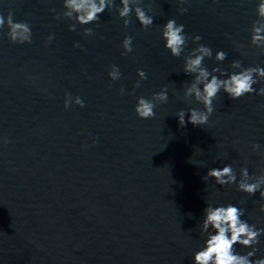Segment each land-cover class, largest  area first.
Here are the masks:
<instances>
[{"label":"water","instance_id":"obj_1","mask_svg":"<svg viewBox=\"0 0 264 264\" xmlns=\"http://www.w3.org/2000/svg\"><path fill=\"white\" fill-rule=\"evenodd\" d=\"M257 3L143 0L154 18L145 30L134 14L125 28L115 0L99 22L69 31L76 17L66 15L72 9H63V0H0V15L12 13L32 30L31 43L12 44L7 26L0 29V264H194L208 235L202 229L207 204L244 208L242 219L264 228L259 193L247 196L235 184L202 179L226 164L237 179L241 167L250 175L264 168V109L258 107L264 96L234 101L221 91L209 125L181 128L176 113L184 109L187 121V110L202 105L181 99L192 76L183 72V56L172 57L161 39L162 25L174 18L212 49L203 62L209 71L231 72L234 60L264 67V53L249 44ZM181 6L188 9L183 14ZM84 27L94 35L84 36ZM48 35L54 39L45 46ZM125 35L134 51L122 56ZM195 46L189 40L185 51ZM218 50L227 53L222 63L214 60ZM112 64L122 74L114 82ZM137 69L148 78L134 90ZM164 86L168 102L154 118L139 119L137 97L150 98ZM66 92L85 107L65 110ZM259 241L253 262L264 258V234Z\"/></svg>","mask_w":264,"mask_h":264},{"label":"clouds","instance_id":"obj_2","mask_svg":"<svg viewBox=\"0 0 264 264\" xmlns=\"http://www.w3.org/2000/svg\"><path fill=\"white\" fill-rule=\"evenodd\" d=\"M179 5L190 4V0H177ZM122 7L118 8V17L123 21V26L128 28L132 23L134 14L135 20L139 25L147 30L153 23L154 18L148 14L150 7L142 6L143 0H120ZM115 6V0H111V5L107 0H63V9H72L66 13L68 16L75 15L76 22L69 24V31H75L77 25L86 26L91 23L99 22L100 15L109 7ZM117 8V7H116ZM188 9L179 7L178 12L183 14ZM56 13L57 20L62 19L56 9H51ZM82 13V14H81ZM257 19L253 21L249 29V44L251 47L259 49L264 53V0H258L256 7ZM7 26V37L12 44H25L32 41V30L26 21H14L13 14L9 13L5 18L0 15V29ZM83 35L88 37L94 35L93 29L84 27ZM54 35L45 37V46L51 44ZM161 39L164 41L165 50L175 58L183 56V72L185 75L192 76L190 82H187L183 88L181 99L185 103L195 102L202 105V108H189L186 112L180 109L176 113L178 124L181 128L191 124L194 127H204L209 125L210 117L215 111L214 101L221 91L231 100H238L245 95L255 93L258 96H264V67L248 66L244 67L240 60L231 62V72L213 67L211 71L204 65L206 58L213 57V51L210 47L199 43L202 39L199 35L190 36L185 32V26L178 24L176 19L171 18L161 27ZM191 40L196 46L191 51L186 52L188 41ZM122 56H127L134 51L133 39L125 35L121 41ZM239 47V45H237ZM74 47H80L77 42ZM227 58V53L223 50L215 52L214 60L222 63ZM219 73V76L216 75ZM119 67L115 64L109 66L108 77L110 81L121 79ZM137 79L133 89L141 87V82L146 80L147 73L143 69H137ZM226 77V78H221ZM261 83L262 86L257 90L254 85ZM169 89L164 86L158 92H153L150 98L143 96L137 97L134 106V112L139 119L147 120L156 116L155 109L168 102ZM175 92V89H173ZM119 94L124 95L125 89L121 87ZM81 108L85 107V102L80 96L73 97L70 93H65L64 109L68 110L72 105ZM264 109V104L258 106ZM7 141L5 140V143ZM96 140H93L95 145ZM84 147H87L85 145ZM260 145L253 143L251 149L258 152ZM202 150V149H201ZM264 157V153H261ZM206 182L209 179L214 180L215 185L231 186L235 184L236 190L254 196L259 193L261 199H264V168H261L259 174H251L247 167L239 169V179H237L236 170L231 164H226L222 168H211L207 174L202 177ZM260 212H264V204L260 205ZM245 215V209L234 206L229 203L226 205L213 206L207 204L204 209L205 218L202 221V229L208 232L203 245L193 256L194 264H264V258L256 259L254 262L250 258L256 254V245L260 242L259 237L264 234V228H257L254 224H249L247 220L242 219ZM240 245L243 248H251L246 254H240L235 246Z\"/></svg>","mask_w":264,"mask_h":264}]
</instances>
